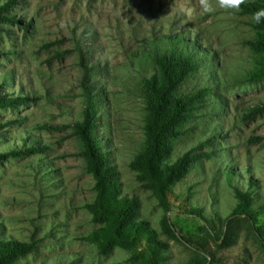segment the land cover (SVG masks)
<instances>
[{"label":"rangeland","instance_id":"1","mask_svg":"<svg viewBox=\"0 0 264 264\" xmlns=\"http://www.w3.org/2000/svg\"><path fill=\"white\" fill-rule=\"evenodd\" d=\"M182 7L192 9L191 19ZM10 14L21 23L0 25V95L28 100L0 107V153L42 149L0 161V242L36 245L13 264H144L148 257L146 241L101 254L80 239L107 226L94 223L87 207L95 182L75 134L87 94L95 102L93 137L118 172L116 196L138 199V218L167 244L161 264H264V241L250 221L227 222L241 203L235 188L249 190L264 240V112H252L264 104V79L252 77L264 53L246 44L260 38L252 16L218 7L202 14L198 0H17ZM175 38L198 63L177 96L201 95L162 165L200 157L171 187L168 211L130 163L146 146L144 80L156 73L154 51H170ZM166 216L189 243L166 233Z\"/></svg>","mask_w":264,"mask_h":264},{"label":"trees","instance_id":"2","mask_svg":"<svg viewBox=\"0 0 264 264\" xmlns=\"http://www.w3.org/2000/svg\"><path fill=\"white\" fill-rule=\"evenodd\" d=\"M17 0H7L0 5V25L21 23V20L10 14V10ZM264 8V0L245 2L241 5V12L252 16L259 9ZM259 39L249 40L246 44L253 50L264 53V20L260 24L253 23ZM172 49L161 53L154 51L153 60L156 73L144 80L147 94L148 117L146 120V146L130 163L133 170L139 172V179L144 187L152 190L159 199L160 205L170 211L169 193L171 187L181 180L188 172L192 163L199 160L200 155H184L174 163L163 166V161L170 154L169 142L178 137L181 132L178 125L185 122L193 107L194 97H178L179 87L198 69V63L193 56L178 51L180 38L170 39ZM253 78L264 79V57L257 61V68L253 70ZM25 96L3 97L0 95V107L24 104ZM85 108L83 118L75 125V134L79 137L82 150L79 155L86 160V170L94 179L95 199L88 204L92 213V221L107 226L100 227L81 236L80 239L95 244L101 254H108L115 246L138 247L143 241L147 242L148 257L144 264H161L166 260L164 251L167 244L156 238L155 230L146 219L138 218L140 203L136 197L116 196L118 172L109 165L96 138L93 137L96 127L95 102L90 94L84 98ZM253 114L264 112V104L252 111ZM42 151L40 147H26L0 153V161L9 156L19 157ZM206 156H210L207 154ZM235 192L241 203L233 211L227 222L234 217H243L250 221V225L258 238L263 242L258 222L251 214L253 198L249 190L242 191L238 187ZM195 215L201 211L193 209ZM166 233L181 243H189L186 237L176 231L168 216L164 219ZM36 249L34 243L17 240L0 242V264H13L21 257L27 256Z\"/></svg>","mask_w":264,"mask_h":264},{"label":"clouds","instance_id":"3","mask_svg":"<svg viewBox=\"0 0 264 264\" xmlns=\"http://www.w3.org/2000/svg\"><path fill=\"white\" fill-rule=\"evenodd\" d=\"M246 0H216V7L213 6L212 0H198L200 11L202 14H208L216 11V8L223 9L225 11L233 10L240 11L241 5H243ZM180 12L182 15L191 19L192 9L191 8H181ZM264 20V8L259 9L252 15V22L254 24H260Z\"/></svg>","mask_w":264,"mask_h":264}]
</instances>
